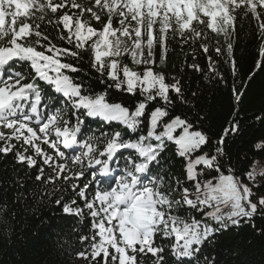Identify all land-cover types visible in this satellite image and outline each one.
<instances>
[{
	"label": "snow or ice",
	"instance_id": "obj_1",
	"mask_svg": "<svg viewBox=\"0 0 264 264\" xmlns=\"http://www.w3.org/2000/svg\"><path fill=\"white\" fill-rule=\"evenodd\" d=\"M238 22L255 39L250 84L264 0H0V189L14 190L0 234L16 207L47 203L72 218L70 264H220L206 250L224 232L264 239V166L241 172L228 151L247 91ZM193 77L231 92L219 134Z\"/></svg>",
	"mask_w": 264,
	"mask_h": 264
},
{
	"label": "trees",
	"instance_id": "obj_2",
	"mask_svg": "<svg viewBox=\"0 0 264 264\" xmlns=\"http://www.w3.org/2000/svg\"><path fill=\"white\" fill-rule=\"evenodd\" d=\"M247 30V23L241 28L238 22L237 31L240 33L241 42L236 49L240 73L237 79L244 77L246 84L255 62L252 53L255 39L254 36H249ZM169 55L171 60L177 63L182 57L179 51L170 52ZM164 70L175 71L171 63ZM229 84L231 85V79ZM198 85L201 95L197 106L211 113L209 121L205 124V130L209 135L219 134L220 129L226 126V117L233 110V104L229 100L231 92L226 96L222 89L197 81L193 77L192 90H197ZM238 87L243 90L244 85ZM239 107L242 133L234 142L229 141L228 151L233 160L238 161L237 167L240 171L244 172L249 169L253 161H257L258 165L264 163V152L254 149V145L264 139V124L253 119L254 114L264 109V72L255 75L251 83L247 84L243 103ZM89 126L95 127V122H90ZM245 155H247L246 159L243 158ZM176 170H179L178 164ZM11 175V164L0 161V176L7 180ZM4 189H9L7 196L11 202L14 190L10 189L8 184L4 185ZM4 189H0V201L5 196ZM12 226L13 231L0 234V264H70L64 249L74 242L73 221L72 218L63 216L54 204L33 205L27 211L20 206L16 207ZM62 244L63 249L60 247ZM206 251L215 252L220 264H264V239L257 237L249 227L232 228L224 232L218 237L216 246Z\"/></svg>",
	"mask_w": 264,
	"mask_h": 264
},
{
	"label": "rangeland",
	"instance_id": "obj_3",
	"mask_svg": "<svg viewBox=\"0 0 264 264\" xmlns=\"http://www.w3.org/2000/svg\"><path fill=\"white\" fill-rule=\"evenodd\" d=\"M259 165H260V166H264V163H260Z\"/></svg>",
	"mask_w": 264,
	"mask_h": 264
}]
</instances>
